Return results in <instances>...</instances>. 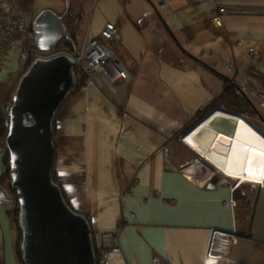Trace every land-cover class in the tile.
<instances>
[{"label":"crops","instance_id":"0c3cea01","mask_svg":"<svg viewBox=\"0 0 264 264\" xmlns=\"http://www.w3.org/2000/svg\"><path fill=\"white\" fill-rule=\"evenodd\" d=\"M15 5L29 25L43 8L61 13L38 0ZM218 5L225 11L215 25L210 14ZM85 6L79 9L81 50L89 39L103 40V26L115 23L119 37L109 44L133 79L117 81V95L85 83L62 104L54 119L53 169L71 206L87 216L97 247L101 233L117 229L107 264H153L154 258L159 264H202L214 229L235 230L229 259L264 264V228L257 235L247 225L251 210L243 208V185L232 190L224 177L208 188L187 177L186 166L199 154L181 139L192 129L200 145L209 144L205 129L233 134L226 129L231 113L264 137L257 111L213 107L225 85L264 105V0H86ZM7 22L0 0V108L25 59L18 36L2 43ZM216 109L222 114H212ZM6 154L0 143V180L8 169ZM250 187L259 196L262 188ZM0 198L8 200H0V264H21L14 195L4 181ZM231 198L234 206L227 203Z\"/></svg>","mask_w":264,"mask_h":264},{"label":"water","instance_id":"95a60500","mask_svg":"<svg viewBox=\"0 0 264 264\" xmlns=\"http://www.w3.org/2000/svg\"><path fill=\"white\" fill-rule=\"evenodd\" d=\"M70 9L67 0L62 13L44 8L34 16L30 29L37 50H53L68 36L64 19ZM75 66L65 51L34 57L18 79L7 110L4 144L9 186L17 201L21 264H96L90 222L67 203L52 174L53 119L76 85ZM217 180L213 176L207 187L213 188Z\"/></svg>","mask_w":264,"mask_h":264},{"label":"built area","instance_id":"2783aa9c","mask_svg":"<svg viewBox=\"0 0 264 264\" xmlns=\"http://www.w3.org/2000/svg\"><path fill=\"white\" fill-rule=\"evenodd\" d=\"M16 0H1V8L8 18L2 30L3 44H7L15 40L18 36L23 43V55L36 57L46 56L51 53L48 51H39L34 45V36L31 31V25L27 23L26 16L23 12L16 8ZM225 8L218 5L212 11L211 23L219 25L222 22V14ZM101 35L108 40L102 43L97 40H90L84 46L82 53L73 54L78 66L88 79L99 84L98 87L105 85L112 94L117 95L118 89L116 82L124 81L127 84L132 82V74L128 68L117 58L113 48L109 42L119 37L118 28L114 23H107L101 30ZM249 54H254V48L249 49ZM87 81L89 82V80ZM104 83V84H103ZM200 154V153H199ZM203 169L204 173L201 171ZM196 172H200L201 176L196 181L199 185L205 186L212 178L213 171H208L204 163L198 160L191 161L185 168V175L195 176ZM224 178V177H222ZM234 183L232 188L237 186ZM131 193V192H130ZM232 201V198H231ZM230 203H234L232 201ZM231 204V205H232ZM235 230H218L211 231L207 241L206 251L203 256L202 264H244L237 260L228 258V247L234 238ZM111 232H103L100 235V244L96 252V264H107L109 253L114 249L118 242V234ZM153 264H159L157 258L153 259Z\"/></svg>","mask_w":264,"mask_h":264},{"label":"bare ground","instance_id":"6f19581e","mask_svg":"<svg viewBox=\"0 0 264 264\" xmlns=\"http://www.w3.org/2000/svg\"><path fill=\"white\" fill-rule=\"evenodd\" d=\"M211 18L212 12L210 14V22ZM64 24L68 31L69 29L66 23V17L64 19ZM101 37L103 38V40L97 38L87 40L84 43L80 53H82L85 44L90 40H97L102 43L108 42V40L105 39L102 35ZM77 53H71V55H75ZM73 58L75 60V57ZM81 72L83 73L82 70ZM85 79L86 84L88 83L95 87H98L99 84L91 82L88 77L86 78L85 76ZM87 79L89 80V82L87 81ZM215 114L218 115L222 113L221 111H215ZM231 115H233L232 118L233 120H235V128L233 130V134L231 135L223 132L208 131L207 129H205L203 131V138L205 140H208L209 144L200 145L194 140L193 134L195 131L192 129L193 131H188L185 140V134L181 139L183 142H187L188 144L194 146L195 149L200 152V154L197 152L199 154V157H195L193 160L196 159L200 163H203L199 160V158L203 157L204 159H206L208 164L210 163L212 166H214L213 168L216 171H218L219 173L222 172L223 174L234 178L235 183H237L238 185L248 184L247 182H250L253 183L255 187L264 188V137L259 133V131H257L251 124L246 121L244 116L234 113H231ZM203 125L204 124L200 125L198 129L201 130L203 128ZM205 125H207V123H205ZM191 132L192 134H190ZM162 148L166 153V145H163ZM200 176L201 173L196 172L195 176H189L188 174L187 177L197 181Z\"/></svg>","mask_w":264,"mask_h":264},{"label":"trees","instance_id":"16d2710c","mask_svg":"<svg viewBox=\"0 0 264 264\" xmlns=\"http://www.w3.org/2000/svg\"><path fill=\"white\" fill-rule=\"evenodd\" d=\"M68 16L71 17V14L69 13L66 17H68ZM78 17H81V13L80 12H78ZM58 50H65V51H68V52H71V53H77V49H76V31L75 30L74 31L68 30V36L67 37H63L57 43L56 47L54 48V51H58ZM31 61H32L31 56H26L25 57L23 65H22L21 73L19 74V76H18V78H17V80L15 82L13 90L11 91L9 96L7 97V101H6L5 106L0 108V143H2L3 146H5L4 139H5L7 126H8L7 110H8V107L10 105V102H11V97H12V94L14 92V89H15V86L17 84L18 79L24 73V71L28 68V66L31 63ZM74 70H75V73H76V85L72 88L71 92L69 93V95L67 96L65 101L72 94H74L76 91H78L86 83L85 76L83 75V73L81 72L79 67L75 66ZM249 87L251 88V86H249ZM248 99L249 98H247V96L244 94V92L243 93L237 92L234 89L233 85H229V86L225 85L222 93L213 100V107L214 106L215 107L219 106L221 109H226L227 111H236V112L243 113V114H246V115L256 114V110L254 109L252 103ZM62 104H61V106H62ZM54 119H55V116H54ZM54 119H53V127H54ZM5 164L7 165V168H8V154H6V156H5ZM53 166H54V164H53ZM52 174H53V180L55 182H57L59 184V186H60V183L57 181V179L55 177L54 169H53V173ZM3 181L6 183L7 187L10 189V186H9V171H8V169H7L6 173L4 174L3 178H1V180H0V182H3ZM62 193H63V190H62ZM13 195H14V193H13ZM63 196H64L65 200L67 201V203L71 206L70 202L68 201V199H67V197L65 196L64 193H63ZM11 211H12V220H13L14 225L16 226L17 201H16V198H15V195H14V203H13V207H12ZM17 231H18V229H17ZM92 236H93V234H92ZM19 239H20L19 232H17V242H16L15 250H16V253H17L18 260L21 262V260H20L21 251H20V248H19ZM93 241H94V236H93ZM94 248H95V254H96L98 247L96 246L95 242H94Z\"/></svg>","mask_w":264,"mask_h":264},{"label":"rangeland","instance_id":"374dc122","mask_svg":"<svg viewBox=\"0 0 264 264\" xmlns=\"http://www.w3.org/2000/svg\"><path fill=\"white\" fill-rule=\"evenodd\" d=\"M38 1L41 4H43V3L46 4L45 6H52L55 9L57 8V10L61 11V13L65 10L66 4H67V0H58L59 2H57V3L54 2L55 0L54 1H52V0H41V1L38 0ZM85 4H86V0H71V9L69 12L71 14V17L70 16L66 17V23H67L68 29L71 31H74V30L76 31V49H77L78 53H80V51H81L82 37L84 35V27L82 26V22H81L83 17H82V15H81V17H78V11L81 8H84V10H85V8H86ZM41 7H43V6H41ZM49 9H51V8H49ZM52 10L54 11V9H52ZM108 23H111V22H108ZM118 32H119V29H118ZM100 34H101V32H100ZM58 51H65V50H58ZM58 51H54V49H53V50H50L48 52L52 54V53H55ZM65 52H67L68 54H71V52H68V51H65ZM31 58L33 59V57H31ZM246 95L252 101V103L254 105V109H256V111L258 112V116L260 117V119H262L263 124H264V105L252 93H246ZM216 110L219 111V109H216ZM214 113H215V111L212 114H214ZM249 115H251V114H249ZM253 115H255V114H253ZM234 128H235L234 121L230 120V125L226 129H230V131L232 132L234 130ZM186 136H187V133L184 136V140L186 139ZM197 152L200 153L199 151H197ZM199 160L206 165L208 171H213L212 176L218 177V180L215 182V184L217 185V183L223 179L222 176H224V175L219 173L218 171H216L213 168L214 166H212L210 163L208 164L206 159H204L203 157L199 158ZM201 171L204 173L203 169ZM227 178L230 180L231 183H233L232 184V186H233L234 180L230 177H227ZM236 187L237 186H235L234 188H232V187L231 188L233 190ZM240 190H245V192L247 193V201H246L247 204L243 205V208H247L249 206V208L251 210V215L246 213L247 214V225L248 226L251 225L254 232L257 230V233H255V234L260 235L261 230L264 228V188H262V190L260 189L259 196H258V189L252 190L250 187V184H243V187ZM232 201H234V200L232 199ZM232 201H231V199H229V201L227 203L229 205H231L232 203H230V202H232ZM235 204L233 203L231 206H234ZM253 219H254V221H253ZM107 232L118 233L117 229L110 230ZM234 238H235V236H234Z\"/></svg>","mask_w":264,"mask_h":264},{"label":"clouds","instance_id":"9594fccd","mask_svg":"<svg viewBox=\"0 0 264 264\" xmlns=\"http://www.w3.org/2000/svg\"><path fill=\"white\" fill-rule=\"evenodd\" d=\"M201 157V156H200ZM222 173V172H221ZM223 174V173H222ZM224 176H222V177H229V176H227V175H225V174H223ZM213 177V176H212ZM231 178V177H230ZM233 180H234V183H235V179L234 178H232ZM238 186V185H237Z\"/></svg>","mask_w":264,"mask_h":264}]
</instances>
